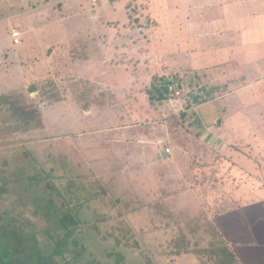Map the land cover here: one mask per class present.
Wrapping results in <instances>:
<instances>
[{
	"label": "rangeland",
	"instance_id": "rangeland-1",
	"mask_svg": "<svg viewBox=\"0 0 264 264\" xmlns=\"http://www.w3.org/2000/svg\"><path fill=\"white\" fill-rule=\"evenodd\" d=\"M109 1L125 20L107 18L105 6L94 7L93 0H0V98L26 103L28 108L39 110L45 122L44 128L23 134L6 128L0 131L2 221L10 215L15 225H26L28 230L33 227L42 258L48 264H226L227 249L235 256L233 264H264V76L250 88L205 85L200 77L190 84L182 82L179 73L165 74L166 66L157 65L154 70L148 57L140 61L132 55L123 58L120 51L127 43L132 47L150 46L148 31L157 24L147 13H141L145 5L139 6L138 0ZM122 27L127 35L124 38L117 33ZM14 30L23 33L18 45L12 37ZM113 31L119 35L106 37ZM107 49L117 50L116 55L108 56ZM140 63L142 70L137 68ZM128 74L130 78L142 77L137 87H146H130L134 90L130 98L123 97L122 91ZM105 79L114 86L90 87L91 80ZM163 82L178 85L181 96L152 102L151 90ZM32 87L39 91L32 92ZM82 90L91 100L87 109L86 98H80ZM239 90L241 95L237 94ZM92 91L95 97H90ZM48 92L58 94L60 101H51L45 95ZM243 95L247 98L241 107L235 101ZM216 99L224 100L230 114L253 105L257 118H252L253 125L251 119L245 121L253 128L254 136H243L238 127L237 133L233 126L242 119L232 116L205 119L203 134L199 138L190 134V122L199 121L195 108ZM255 99H259L257 104ZM127 109L133 115L130 124L137 129L148 127L144 125V110L153 112L152 118L157 112L155 120L162 125L165 120L169 127L170 121L176 125L172 132L176 145L204 144L209 150H202L201 156L191 150L195 165H191L192 171L189 165L185 168L188 175H193L188 185L194 183L199 190L204 185L205 192H224L219 197L203 198L202 202L194 200L196 207L210 209L209 230L146 231V217L123 214V201L116 199L122 198L126 189L116 177L123 175L121 158L138 151V143L123 148L122 142H116L121 137L122 123L127 121L123 117ZM161 128L166 132L165 126ZM9 134L11 137H3ZM214 142L226 145L220 149ZM27 152L36 155V163L30 164L24 157ZM232 166H239V173L233 172ZM21 167L29 173L44 171L46 180L59 184L61 194L54 198L64 205L61 209L78 208L83 199L82 222L69 239L65 230L56 231L55 221L45 217L46 205L36 204V195L29 196L26 185L17 181V169ZM58 174L66 176L61 179ZM70 179L79 184L67 193L64 187ZM177 205L187 203L178 200ZM220 213L224 215L219 219ZM197 214L195 218L201 220L203 214ZM202 224L206 226V221ZM20 257L26 261L25 255Z\"/></svg>",
	"mask_w": 264,
	"mask_h": 264
},
{
	"label": "crops",
	"instance_id": "crops-1",
	"mask_svg": "<svg viewBox=\"0 0 264 264\" xmlns=\"http://www.w3.org/2000/svg\"><path fill=\"white\" fill-rule=\"evenodd\" d=\"M137 2L139 6H141L140 4L145 5L144 10L140 9L141 13H147L149 19H152L157 25L148 31L149 39H151V42H148L150 46L142 48L143 46L135 47L136 45H134L132 47L129 46L130 43H127L128 46H124L120 51L123 58L132 55L134 59L140 61L141 59L146 60L148 57L154 63L152 66L154 70L159 67L157 65L166 66L168 68H166L165 74L171 72L177 76L179 73L182 82L188 81L187 83L190 84H193L194 80H199L200 77L205 85L220 87L227 84L228 86L250 88L255 86L253 84L255 80L264 76V0H138ZM100 4L105 6L104 13L107 18L125 20L124 15L122 14V16L121 12L117 13L113 3H110L109 0H98V3L93 5L98 8ZM147 15L144 16L148 17ZM117 33H122L123 38L127 36L123 27L122 31ZM117 33L107 32L106 37L112 38L119 35ZM22 34L21 32V39ZM106 51L108 56L110 54L115 56L117 50L109 51L107 49ZM142 65L140 63L137 68L142 70ZM100 68L103 69L104 65H101ZM141 78L137 76L130 78L129 74L126 76L122 82L126 86V89L122 90L123 97L128 95L127 98H130L131 92H134V90H130V87L146 88L144 86L137 87L141 84L139 82ZM108 80L105 79L104 82L91 80L90 87L114 86L107 82ZM259 84L257 83V85ZM174 86L179 88L178 85ZM83 91L80 94L83 95ZM237 94L241 95V90L237 91ZM251 94H253L252 91ZM93 96L95 97V93L92 91L90 97ZM246 98V95L240 96L235 102H240L239 106L242 107ZM95 101L93 99V102ZM223 101L216 99L214 102L199 104L195 108L197 110L193 109L198 113L197 116H199L198 119L201 121L202 127H196L195 124L198 123L196 120V123H193L194 127L190 126L191 130L203 134L205 119L232 116L242 119V121H236L233 126L236 132L240 134L236 129L238 127L243 136L253 137L252 118H257V109L254 110L252 105L254 101L251 100V109H239L238 112H234L235 114H230V110H227ZM258 101L259 99H255L254 104H257ZM158 112L161 115L159 110ZM156 113L154 114L155 118H152L153 112L144 110L142 113L145 117L144 125L148 127H144L142 130L141 128L137 129L136 125L130 124L129 120L133 115L129 109L124 112L123 117L127 121L122 123L121 137L116 142L118 144L122 142L123 148L138 143L136 146L138 151L130 157L127 154L126 158H121L120 167L123 168V175H118L116 179L124 184L126 190L123 191V197H118L116 201L119 202V199L123 201L122 208L125 216L139 213L146 217L148 219L145 223L147 226L143 228L146 231L168 232L182 229L193 232L195 229L209 230L211 227L210 209L196 207L194 200L198 198L202 202L203 198L219 197L224 192H220V190L205 192L204 185L200 186V190L195 189L194 183L191 184L192 186L188 185L190 180L193 182L192 173L189 175L186 173L188 165L191 171V165H195V157L191 150L200 152V156L203 154H201L202 150H209L205 148L204 144L176 145L172 137L173 127L176 125L174 126V123L170 121L169 127L166 120L162 125L160 121L155 120ZM196 113L194 117H196ZM136 115L138 116V114ZM248 118L251 119V125L245 121ZM147 119H151V121L149 122ZM163 126L166 127V132L161 128ZM233 128H231V132L234 131ZM119 133L117 134L119 135ZM213 144L220 149L226 145L224 142H214ZM166 145L173 151L166 153L163 150ZM116 148L119 146L117 145ZM114 162L119 163V161ZM197 162H200V158ZM232 167L233 172L239 173V166ZM180 175L185 181H182ZM209 175L207 174V176ZM173 200L177 202L175 203ZM178 200H185L187 205H177ZM133 203L135 206H132ZM196 212H198L197 215L203 214L201 220L206 221V226L202 224L203 222L194 225L201 221L200 218H195ZM222 214L218 215L219 219ZM189 237L194 239L193 236Z\"/></svg>",
	"mask_w": 264,
	"mask_h": 264
},
{
	"label": "trees",
	"instance_id": "trees-1",
	"mask_svg": "<svg viewBox=\"0 0 264 264\" xmlns=\"http://www.w3.org/2000/svg\"><path fill=\"white\" fill-rule=\"evenodd\" d=\"M169 86L170 83L164 82L161 83V85H155L153 87V90H151L150 100L154 102L155 100L162 101L164 99L171 98L169 96ZM37 90L38 88L36 87L31 88L32 92H36ZM45 95H47L51 101H60V96L58 94L49 95L48 92ZM80 95L81 99L83 97L86 98L87 102L86 104H84V107L85 109H87L89 107V103H91V100H88L84 93L83 95ZM0 114L2 117V119L0 120V122L2 123V125H0V131L6 128L11 131H18L19 133L23 134L45 127L44 117L39 110L28 108V105L26 103H23L21 101L18 103L14 100H11V98L9 97L0 98ZM200 123L201 121H198V123L195 124L197 128H200ZM190 126H192L193 128V123L190 122ZM189 131H191L190 133L197 138L202 135L201 132L195 133L190 129ZM11 135L12 134L4 135L3 137H11ZM24 157L29 160L30 164L36 163L37 161V157L33 153L31 154L27 152L26 154H24ZM29 171L30 170H27L26 167L17 169L16 175L19 177L17 178V181L26 185V190L28 193H30L29 196H31V194L36 195V204H40L41 206L46 205L44 207L45 217H48V219H51V221H55L57 226H55L54 229L56 231H59L60 229L65 230V237L69 239L75 233L74 231H76V226H79L82 222L80 218V208L81 205H83V199H78V208L71 207L67 210L61 209L62 204L59 205L57 202H55L54 198L55 196L61 194L59 184H56L50 180H46L47 178L45 177L46 174L44 171H41V173H39V171L36 169L32 170V173H29ZM49 172L51 173V171ZM58 175L57 177H60V175ZM63 176H66V174H61L60 178L63 179ZM44 182L46 183L44 184ZM77 183L78 182L72 181L70 179V181L65 185L64 189L67 190V193L72 190L75 191ZM64 199L65 203L66 198ZM2 220L3 217L0 216V264H27L26 261H33V264H48L42 258V254L37 241V233L34 232L33 227H30V230H28L27 228H25L28 227L26 225H15V219L10 215H8L4 221ZM7 234L12 239L11 242L7 241ZM26 242L29 245H27ZM59 252H62L61 248H59ZM224 254L226 257V264H233L235 259L234 254H232L228 249ZM21 255L26 256V261H21Z\"/></svg>",
	"mask_w": 264,
	"mask_h": 264
},
{
	"label": "built area",
	"instance_id": "built-area-1",
	"mask_svg": "<svg viewBox=\"0 0 264 264\" xmlns=\"http://www.w3.org/2000/svg\"><path fill=\"white\" fill-rule=\"evenodd\" d=\"M97 3H98V0H93L94 5H96ZM12 37L16 45L20 44L21 32L19 30H14L12 33ZM168 89H169V96L171 98H179L182 94V92L174 85H170ZM165 150L167 153L171 152V149L168 147Z\"/></svg>",
	"mask_w": 264,
	"mask_h": 264
}]
</instances>
